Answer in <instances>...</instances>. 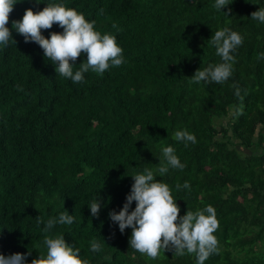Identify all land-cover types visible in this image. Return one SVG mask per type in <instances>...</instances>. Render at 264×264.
Segmentation results:
<instances>
[{
  "label": "trees",
  "instance_id": "16d2710c",
  "mask_svg": "<svg viewBox=\"0 0 264 264\" xmlns=\"http://www.w3.org/2000/svg\"><path fill=\"white\" fill-rule=\"evenodd\" d=\"M48 3L114 35L125 62L102 76L89 71L82 83L59 76L39 45L12 29L26 9ZM228 3L218 11L215 0H16L6 25L13 39L0 45V254L30 252L31 264L46 253L45 235H62L88 264H196L194 254H140L129 246L132 229L121 234L108 216L122 209L131 176L155 172L162 148L171 146L185 167L157 173V181L170 187L181 217L211 205L219 221V251L204 264H264V24L251 19L264 0ZM224 27L243 39L231 53V76L190 83L199 68L222 63L209 40ZM52 32L63 29L54 24L42 35ZM86 59L82 53L74 72ZM177 130L196 143L176 141ZM94 199L102 205L98 218L88 207ZM65 210L71 225L49 233L37 225L39 215L47 221Z\"/></svg>",
  "mask_w": 264,
  "mask_h": 264
},
{
  "label": "clouds",
  "instance_id": "9594fccd",
  "mask_svg": "<svg viewBox=\"0 0 264 264\" xmlns=\"http://www.w3.org/2000/svg\"><path fill=\"white\" fill-rule=\"evenodd\" d=\"M15 4L16 0H0V45L7 46L9 40L13 39L12 32L6 25ZM228 5V0H215L214 7L219 11ZM231 11V8H228V12L224 13L229 16ZM100 14H103V9ZM251 19L264 24V8L251 13ZM54 24L63 29V32H52L50 38H45L42 30H49ZM113 27L116 25L113 24ZM12 29L23 36L25 43L34 42L39 45L44 57L55 66L56 73L71 79L73 83L84 82V74L89 71L102 76L110 67H120L125 62L123 50L117 45L114 35H102L95 30V21H87L82 13L61 3H48L39 12L26 9L22 20L12 22ZM209 42L215 47L216 55L221 58L222 63L209 64L202 70L199 68L190 78V83L199 84L203 81L208 85L223 84L232 74L235 58L231 53L242 44V36L224 27L216 31ZM82 53L87 57L86 62L80 64L74 72L73 64ZM258 59H264V53H261ZM17 87L19 89V86ZM232 87L235 89V95L242 99L239 87L235 84ZM235 114L242 115V107H237ZM174 139L183 142L185 147H188L189 143H196L195 135L186 130H177ZM184 167L175 155L173 147L162 148L159 167L155 172L146 167L142 173L133 174L131 177L134 183L122 209L119 213L113 210L108 216L118 225L121 234L125 229H132L129 246L140 254L153 260L161 250L172 252L176 256L194 254L196 264H204L211 254L219 251L218 240L213 234L219 228L214 207L208 205L196 211L188 210L181 217L170 187L162 180L156 179L157 173L164 176L170 168L182 170ZM182 187L187 189L190 185L185 182ZM176 188L179 190L181 185L177 184ZM133 202L136 206L130 211ZM101 206L100 199H94L90 203L88 207L92 217L98 218ZM36 222L38 226L44 224V233H49L57 224L71 225L74 215H69L65 210L58 217L49 218L47 221L39 215ZM43 245L46 253L32 259L31 264H88L87 260L80 258L79 248L69 246L62 235H45ZM101 247L95 239L90 242L92 252L100 251ZM29 255L30 252L27 255L0 254V264H26Z\"/></svg>",
  "mask_w": 264,
  "mask_h": 264
},
{
  "label": "rangeland",
  "instance_id": "374dc122",
  "mask_svg": "<svg viewBox=\"0 0 264 264\" xmlns=\"http://www.w3.org/2000/svg\"><path fill=\"white\" fill-rule=\"evenodd\" d=\"M225 123V122H224Z\"/></svg>",
  "mask_w": 264,
  "mask_h": 264
}]
</instances>
